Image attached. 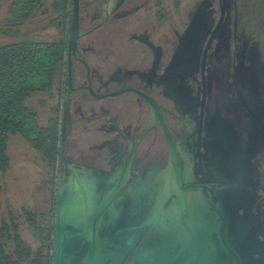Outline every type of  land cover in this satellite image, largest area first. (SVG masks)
<instances>
[{
    "label": "flooded vegetation",
    "instance_id": "flooded-vegetation-1",
    "mask_svg": "<svg viewBox=\"0 0 264 264\" xmlns=\"http://www.w3.org/2000/svg\"><path fill=\"white\" fill-rule=\"evenodd\" d=\"M150 1L80 0L81 34L69 53L68 30L58 93L59 166L190 161L194 203L211 212L232 204L241 255L255 264L264 250V0H176L175 21L165 0ZM231 180H241L232 197L217 193Z\"/></svg>",
    "mask_w": 264,
    "mask_h": 264
},
{
    "label": "water",
    "instance_id": "water-1",
    "mask_svg": "<svg viewBox=\"0 0 264 264\" xmlns=\"http://www.w3.org/2000/svg\"><path fill=\"white\" fill-rule=\"evenodd\" d=\"M80 34V0H73L69 53ZM176 159L161 168L129 159L109 170L61 163L52 264H252L241 255L237 209L195 204L190 161ZM240 182L215 189L232 197ZM255 264H264V250Z\"/></svg>",
    "mask_w": 264,
    "mask_h": 264
},
{
    "label": "trees",
    "instance_id": "trees-1",
    "mask_svg": "<svg viewBox=\"0 0 264 264\" xmlns=\"http://www.w3.org/2000/svg\"><path fill=\"white\" fill-rule=\"evenodd\" d=\"M72 1L7 0L0 17V174L10 166L8 139L19 134L40 154L54 179L49 207L23 209L35 244L22 237L14 221L0 222V264H52L61 151L60 97L43 120L48 99L58 95L64 84ZM50 25L55 26L56 35L43 38ZM2 192L0 181V197Z\"/></svg>",
    "mask_w": 264,
    "mask_h": 264
},
{
    "label": "rangeland",
    "instance_id": "rangeland-1",
    "mask_svg": "<svg viewBox=\"0 0 264 264\" xmlns=\"http://www.w3.org/2000/svg\"><path fill=\"white\" fill-rule=\"evenodd\" d=\"M156 0H151L152 4ZM185 3V0L182 3ZM218 2V1H217ZM167 7V18L175 21L174 5L176 0H165ZM183 3V5H184ZM217 4V3H216ZM219 4V2H218ZM216 9H221L216 6ZM4 10V9H3ZM0 11V17L2 11ZM151 14H155L154 10H150ZM150 14V13H149ZM46 23V19L42 20ZM56 28L50 25L42 34L43 38L50 39L56 35ZM56 95L53 99H48V105L45 108V116L50 115V107L58 99ZM7 151L10 157V166L6 172L0 174V181L3 185V192L0 199V222L2 219L14 221L18 224L19 233L24 239L35 244L34 237L27 228L23 209H45L50 206L54 182L52 176L49 175L45 163L41 160L40 154L33 149L30 144L19 134L11 135L7 142ZM59 169L57 171V176ZM11 211L13 215H11Z\"/></svg>",
    "mask_w": 264,
    "mask_h": 264
},
{
    "label": "crops",
    "instance_id": "crops-1",
    "mask_svg": "<svg viewBox=\"0 0 264 264\" xmlns=\"http://www.w3.org/2000/svg\"><path fill=\"white\" fill-rule=\"evenodd\" d=\"M6 1H7V0H0V11L4 9V10L2 11V13H4L5 10H6V5H7V4H6Z\"/></svg>",
    "mask_w": 264,
    "mask_h": 264
}]
</instances>
